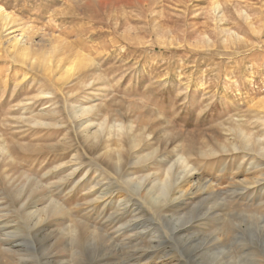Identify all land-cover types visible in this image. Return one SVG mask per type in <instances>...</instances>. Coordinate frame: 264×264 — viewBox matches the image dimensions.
Wrapping results in <instances>:
<instances>
[{"label":"rangeland","instance_id":"rangeland-1","mask_svg":"<svg viewBox=\"0 0 264 264\" xmlns=\"http://www.w3.org/2000/svg\"><path fill=\"white\" fill-rule=\"evenodd\" d=\"M0 5V264H209L218 237L240 264L264 260L242 215H264V157L241 144L262 134L264 0ZM169 169L188 195L152 202Z\"/></svg>","mask_w":264,"mask_h":264},{"label":"bare ground","instance_id":"bare-ground-1","mask_svg":"<svg viewBox=\"0 0 264 264\" xmlns=\"http://www.w3.org/2000/svg\"><path fill=\"white\" fill-rule=\"evenodd\" d=\"M11 15H9V13L7 12V10L5 9V7H3L2 5H0V19L1 20H9ZM3 23V22H2ZM25 30V29H24ZM19 32H20V30H19ZM16 33V32H15ZM23 33H24V31H23ZM21 34V33H20ZM22 35V36H21ZM20 35V37H19V35H18V33H17V35H14L12 38H11V44H10V49H11V51L13 50V52L15 53V54H17L18 56H21V57H24V58H27V57H29L30 55H31V44H29L27 41H25L24 40V34H21ZM46 40V39H45ZM45 42V41H44ZM32 43V42H31ZM35 43V42H34ZM56 48H57V46L56 45H52L51 46V53H53V55H55V53H56ZM36 50V49H35ZM42 51V50H41ZM43 52V51H42ZM67 54V53H66ZM11 56V55H10ZM16 57V56H15ZM42 57L43 58H41L40 59V61H39V63L40 64H42L43 66H47L49 69H52V67L54 68V67H56L57 68V70H64V72L66 73V75H68L70 72H72L76 67H77V64H78V61H77V59L76 58H73L74 60H72L71 61V64L70 65H67V63L65 62V60H67V59H57L56 60V63L55 64H52V55H50V57H47V55L43 52V54H42ZM47 57V58H46ZM40 58V57H39ZM66 58H71V55H68ZM28 59H31L32 60V63L34 62V60H33V56L31 57L30 56V58H28ZM35 59V58H34ZM37 61V59H35V62ZM55 60H53V62H54ZM18 62V61H17ZM31 64V63H30ZM34 65H36L35 63H34ZM30 66V65H29ZM35 68V67H34ZM47 69V68H46ZM48 70V69H47ZM49 71H51V70H49ZM82 72V71H81ZM59 74V73H58ZM62 75V74H61ZM71 76H72V74H71ZM47 77V76H46ZM73 80V79H72ZM63 81V80H62ZM69 81V80H68ZM73 82V81H72ZM55 83V82H54ZM57 83V82H56ZM60 83V82H59ZM65 83V82H64ZM69 83V82H68ZM57 85V84H56ZM59 85V84H58ZM263 104V103H262ZM90 108H92L91 106H81V108H80V110L78 111V112H76V113H81V114H86L88 111H89V109ZM78 116V115H77ZM79 117V116H78ZM81 117V116H80ZM76 119H77V117H75ZM83 120V119H82ZM85 120V119H84ZM84 123V122H83ZM258 123V122H257ZM90 124V123H89ZM246 124V123H245ZM249 124V123H248ZM261 124V123H260ZM237 125V124H236ZM235 125V127H237ZM248 126V125H247ZM232 129H234V128H232ZM98 130V129H97ZM146 131V130H145ZM261 131H262V134L260 135V136H256L255 134H253V132L252 133H249V132H246L245 133V131H243L242 130V134H241V136H242V143L241 144H243L245 147H246V149H248V150H253V148L254 149H256L255 151H257L262 157H264V120H262V128H261V130H260V133H261ZM97 133V132H96ZM148 133V132H147ZM146 133V134H147ZM236 133V132H235ZM241 133V132H240ZM97 135H98V133H97ZM100 135V134H99ZM102 135V134H101ZM144 136V135H143ZM145 137V136H144ZM141 139V138H140ZM142 140V139H141ZM169 140H170V138H169ZM135 141H137V139L135 140ZM134 141V142H135ZM146 142V141H145ZM231 142V141H230ZM232 143V142H231ZM169 144V143H168ZM225 144V143H224ZM223 144V145H224ZM146 145V144H145ZM219 146V145H218ZM220 147V146H219ZM233 147V146H232ZM143 148H144V146H143ZM145 148H146V146H145ZM218 148V147H217ZM223 149H224V147H222ZM226 148V147H225ZM230 148V147H229ZM234 148H236L235 147V145H234ZM139 150V149H138ZM163 150V149H162ZM158 152H159V150H157ZM156 151V152H157ZM155 152V153H156ZM204 152V151H203ZM227 152V151H226ZM229 152V151H228ZM126 153V152H125ZM151 153H153V152H151ZM151 153H148V154H151ZM110 154V152L108 153V155ZM136 154V153H135ZM147 154V153H146ZM146 154H144V155H146ZM154 154V153H153ZM182 154V153H181ZM107 155V156H108ZM181 156V155H180ZM147 157V156H146ZM149 157V156H148ZM185 158H186V156H184V157H180L179 158V161L180 160H182V162H184L185 163ZM145 159V158H144ZM152 159V158H151ZM155 159V158H154ZM187 159V158H186ZM139 160H140V158H139ZM138 160V161H139ZM142 160V159H141ZM146 160H148L147 158H146ZM135 162V161H134ZM141 162V161H140ZM175 163V162H174ZM173 163V164H174ZM172 164V165H173ZM175 164H177V166L178 167H180L179 166V162L178 163H175ZM251 164V163H250ZM180 165L181 166H183L182 165V163H181V161H180ZM136 166V165H135ZM174 167H176L175 165H173ZM263 167L264 166V163H259L258 165H256V167ZM181 168V167H180ZM172 170V169H171ZM188 170H189V168H188ZM193 170V169H192ZM191 170V171H192ZM181 171H183V170H181ZM174 172H175V170H174ZM185 172V171H184ZM186 172H188V171H186ZM171 173L172 172H170V169L166 172V177H165V179L163 180V181H161L160 180V183L158 184V186H159V192H158V194L156 195V197L155 198H153L152 199V202H158V201H162V202H164V201H166L169 197H171V196H173L174 194H176V193H181V197H186L187 195H188V193H187V191L186 190H184L183 188V190L181 189V187L182 186H180L179 184H181V183H178V184H176L175 182H176V179L174 180L173 179V177H172V175H171ZM175 174V173H174ZM177 174V173H176ZM179 174H182V173H180L179 172ZM184 174V173H183ZM155 175V174H154ZM153 175V176H154ZM160 175V174H159ZM152 176V177H153ZM177 178L179 177V176H176ZM183 178V177H182ZM151 179V178H150ZM146 180V179H145ZM156 180V179H155ZM178 180V179H177ZM183 180V179H182ZM133 181H135V180H133ZM138 181V180H137ZM175 181V182H174ZM181 181V180H180ZM179 181V182H180ZM264 181V180H263ZM142 182V181H141ZM186 182V181H185ZM184 182V183H185ZM188 182H190V187L191 188H198L199 189V187L201 188V187H205L206 185V183H204V180L202 181L200 178L198 179V178H195L194 177V174H191L190 175V177L188 178ZM173 183H175V184H173ZM255 183V182H254ZM130 184H131V182H130ZM151 184H152V182H151ZM244 184V183H243ZM181 185H183V184H181ZM156 186V185H155ZM250 187H253V186H251V184H250ZM150 188V187H149ZM157 188V187H156ZM155 188V189H156ZM206 188V187H205ZM239 188V187H238ZM157 190V189H156ZM199 190H201V189H199ZM152 191V190H151ZM205 191V190H204ZM148 192V191H147ZM214 192H215V190H214ZM149 193V192H148ZM190 193V192H189ZM195 193V192H194ZM216 193V192H215ZM183 195H185V196H183ZM192 195V194H191ZM143 196V195H142ZM174 197H175V195H174ZM180 197V195H179V198H175V199H180L181 198ZM147 198H149V196L147 197ZM194 198V197H193ZM144 199V198H143ZM174 199V200H175ZM190 200V199H189ZM185 201V200H184ZM145 202V201H144ZM176 202V201H175ZM169 203H171V202H169ZM149 204V203H148ZM147 204V205H148ZM150 205V204H149ZM167 205V204H166ZM171 205H173V203L171 204ZM164 206V205H163ZM162 206V207H163ZM179 207H181V206H179ZM161 208V207H160ZM151 209V208H150ZM149 209V210H150ZM157 209V208H156ZM160 209L158 208V211H159ZM180 210V209H179ZM182 210V209H181ZM180 210V211H181ZM158 211H155V212H157L158 213ZM183 211V210H182ZM250 212V211H249ZM162 213V212H161ZM181 213V212H180ZM179 213V214H180ZM189 213V212H188ZM209 213V212H208ZM182 214V213H181ZM187 214V213H186ZM213 214L215 215V213L213 212L212 214H211V216H213ZM235 214H237V213H235ZM243 214H245L246 216V219H248V221L250 222V230H251V232H254V233H256V230H259V229H261V228H264V215H257L256 213H242V215ZM155 215H156V213H155ZM158 215H161V214H158ZM191 214H189V216H190ZM218 215V214H217ZM220 215H222V214H220ZM239 215V214H238ZM184 216V215H183ZM210 216V215H209ZM204 217H206V216H204ZM216 217V216H215ZM218 217V216H217ZM235 217V216H234ZM193 218V217H192ZM221 218V217H220ZM227 218L229 219V217L227 216ZM226 218V219H227ZM208 219H210V218H208ZM222 219V218H221ZM231 219H233V218H231ZM177 220V219H176ZM238 220H240V219H238ZM175 221V220H174ZM230 221V220H229ZM176 222V221H175ZM179 222V221H178ZM177 222V223H178ZM183 222V221H182ZM214 222V221H213ZM217 222V221H216ZM233 222V221H232ZM239 222V221H238ZM242 222V221H241ZM230 224H231V222H229ZM234 223V222H233ZM235 223H237V222H235ZM217 224V223H216ZM246 224V223H245ZM206 225H207V223H206ZM231 225H233L234 226V224H231ZM244 225V224H243ZM248 225V224H247ZM172 226V225H171ZM177 226V225H176ZM178 226H179V224H178ZM192 226V225H191ZM214 226H216V225H214ZM225 226H226V222H219L218 223V228H217V231L215 230V232H218V233H222V234H226L227 233V230H229L228 228L227 229H225ZM237 226H238V224H237ZM240 226V225H239ZM245 227V226H244ZM163 228V227H162ZM232 228V227H231ZM235 228V227H234ZM245 229V228H244ZM238 230V229H237ZM243 230V229H242ZM245 230H247V227H246V229ZM163 231V230H162ZM180 231V230H179ZM236 231V230H235ZM238 231H240V230H238ZM78 232V231H77ZM229 232H230V230H229ZM228 232V233H229ZM249 232V231H248ZM173 233V232H172ZM210 233H211V231H210ZM213 233H214V231H213ZM231 233H232V231H231ZM239 232H237L236 231V235L238 234ZM245 233H247V232H245ZM258 233V232H257ZM97 234V233H96ZM164 234V233H163ZM77 235V234H76ZM171 235V234H170ZM216 235V234H215ZM230 235V234H229ZM233 235H235V233H233ZM241 235V234H240ZM239 235V236H240ZM97 236V235H96ZM98 236H99V234H98ZM97 236V237H98ZM134 236V235H133ZM165 236V235H164ZM181 236H183V235H181ZM185 236V235H184ZM163 237V236H162ZM85 238V237H84ZM230 238H233V237H230ZM236 238V237H235ZM235 238H233V239H235ZM257 238V237H256ZM190 239V238H189ZM224 239V238H223ZM221 237H218L217 239H216V242H217V244H216V246L213 248V250L211 251V252H209V253H207V254H209V257L208 258H210V262H209V264H240V260H238L236 257H234V256H232V255H229V256H226L225 255V253H226V248H227V246H230V245H225V243H223V241L225 240H223ZM237 239V238H236ZM242 239V238H241ZM77 240H79V239H77ZM80 240H83L82 238L80 239ZM79 240V241H80ZM160 240V239H159ZM77 242V241H76ZM83 242H85V241H83ZM229 242V241H228ZM243 242V241H242ZM198 244V243H197ZM200 244V243H199ZM205 244V243H204ZM188 245V244H187ZM235 245V244H234ZM85 246V245H84ZM197 246V245H196ZM202 246H203V244H202ZM262 247H263V245H261ZM198 247V246H197ZM256 247V246H255ZM259 247V246H258ZM261 247V248H262ZM192 248V247H191ZM251 248V247H250ZM205 249V248H204ZM232 249V248H231ZM230 249V250H231ZM260 249V248H259ZM228 250V249H227ZM251 250V249H250ZM199 251V250H198ZM231 251H233V249L231 250ZM231 251H230V253H231ZM196 252V251H195ZM190 253H192V252H190ZM189 253V254H190ZM201 253H203V252H201ZM185 254V253H184ZM188 254V255H189ZM249 254V253H248ZM263 253H261V255H262ZM193 255V254H192ZM254 255V254H253ZM258 255H259V253H258ZM172 256V255H171ZM264 256V255H263ZM202 257H204V256H202ZM201 257V258H202ZM192 259V258H191ZM194 259V258H193ZM254 259V258H253ZM172 259L170 258V261H171ZM199 260V259H198ZM197 260V261H198ZM201 260V259H200ZM169 261V260H168ZM194 261V260H193ZM203 261V260H202ZM261 262H264V260H260V259H255L252 263H246V264H261ZM175 263V262H174ZM202 263V262H201ZM200 263V264H201ZM78 264V263H77ZM164 264V263H163Z\"/></svg>","mask_w":264,"mask_h":264}]
</instances>
